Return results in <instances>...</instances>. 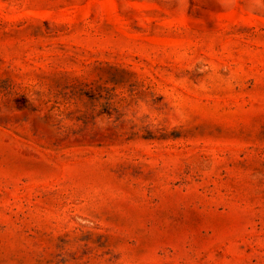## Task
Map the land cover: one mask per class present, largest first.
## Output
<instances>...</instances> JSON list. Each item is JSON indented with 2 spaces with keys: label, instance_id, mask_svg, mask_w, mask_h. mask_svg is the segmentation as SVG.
I'll return each instance as SVG.
<instances>
[{
  "label": "rangeland",
  "instance_id": "rangeland-1",
  "mask_svg": "<svg viewBox=\"0 0 264 264\" xmlns=\"http://www.w3.org/2000/svg\"><path fill=\"white\" fill-rule=\"evenodd\" d=\"M0 264H264V0H0Z\"/></svg>",
  "mask_w": 264,
  "mask_h": 264
}]
</instances>
